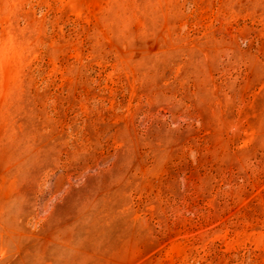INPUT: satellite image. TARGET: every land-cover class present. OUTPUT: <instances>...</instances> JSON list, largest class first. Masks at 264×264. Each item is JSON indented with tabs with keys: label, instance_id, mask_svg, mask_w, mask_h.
I'll list each match as a JSON object with an SVG mask.
<instances>
[{
	"label": "rangeland",
	"instance_id": "374dc122",
	"mask_svg": "<svg viewBox=\"0 0 264 264\" xmlns=\"http://www.w3.org/2000/svg\"><path fill=\"white\" fill-rule=\"evenodd\" d=\"M0 264H264V0H0Z\"/></svg>",
	"mask_w": 264,
	"mask_h": 264
}]
</instances>
